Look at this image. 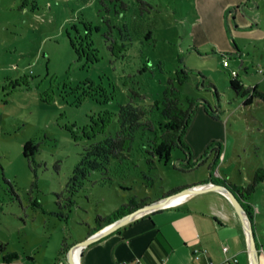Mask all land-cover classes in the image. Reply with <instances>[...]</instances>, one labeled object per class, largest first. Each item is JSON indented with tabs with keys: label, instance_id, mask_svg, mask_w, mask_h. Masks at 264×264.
Listing matches in <instances>:
<instances>
[{
	"label": "rangeland",
	"instance_id": "rangeland-1",
	"mask_svg": "<svg viewBox=\"0 0 264 264\" xmlns=\"http://www.w3.org/2000/svg\"><path fill=\"white\" fill-rule=\"evenodd\" d=\"M21 1L0 0V246L19 254L12 264H54L65 239L71 246L85 239L99 215H113L124 203L154 201L204 182L212 172L244 185L264 167V98L246 103L249 94L230 83L236 69L246 87L264 92V0H123L122 14L121 0H28L24 10ZM108 19L132 43L131 56L115 63L101 35ZM82 21L102 26L93 36L101 61L91 66L70 41ZM146 60L150 70L140 80L150 98L163 95L178 68L189 69L183 96L221 111L225 137L209 141L199 155L189 144L193 162L207 158L192 169L180 167L189 155L177 147L153 164L149 154L137 152L136 166L86 171L85 146L118 129L125 101L119 87H125L120 84L109 103L83 98L76 88L90 78L115 92L110 81ZM16 82L23 84L13 88ZM106 110L114 113L106 134L90 139L73 133ZM29 140L40 145L32 161L24 153ZM213 142L222 144L215 168V151L208 150ZM253 205L264 255V182Z\"/></svg>",
	"mask_w": 264,
	"mask_h": 264
},
{
	"label": "trees",
	"instance_id": "trees-1",
	"mask_svg": "<svg viewBox=\"0 0 264 264\" xmlns=\"http://www.w3.org/2000/svg\"><path fill=\"white\" fill-rule=\"evenodd\" d=\"M121 3L123 8L119 11L120 14L127 9V3L123 0H121ZM35 5V3L32 4L31 8L34 9ZM18 6L21 10L30 9L28 0H22ZM82 22L84 27H76L75 37L70 35V41L79 60L84 61L86 66H91L101 61L100 49L96 46L93 36L95 32H101L102 26L93 25L89 21ZM107 22L109 28L106 31H102L101 35L112 56L111 62L115 63L118 60L122 61V59L129 58L131 56L129 52L132 43L127 41V34L122 33L121 27L116 25L112 19H108ZM116 28L121 34L114 33ZM149 62L150 60L136 63L135 67L132 66L133 70L131 73L120 76V80L118 79L117 82L110 81L109 85L114 88L115 92L108 91L102 81L96 82L90 78L81 82L76 88V90H82V97L89 96L100 101V103H109L114 97L117 87L120 84L125 87V89H122L121 86L119 87L125 101L120 104L117 120L118 129L114 133L111 131L110 135L85 146L87 155L84 162L90 165L86 171L91 167L93 170L108 172L113 164L120 168L136 166L135 157L137 152L149 154L150 157L148 156L147 159L153 164L157 155L164 156L177 147L182 148L189 155L186 164L179 163L182 169H192L195 165L202 164L207 160L204 157L193 162L191 147L185 140V133L191 124L193 114L198 105L196 99L185 98L182 93L181 86L189 78V69L178 68L175 75L168 79L163 95L158 98H150L144 88L147 87V84H143V87L140 80L150 70ZM114 67L117 68L116 66ZM230 83L239 94H249L246 103H252L255 97L264 98V92L259 89L258 85L246 87L244 82L239 79V76L232 78ZM22 84L16 82L13 88ZM3 89L12 90V88L5 87ZM185 100L187 105L184 102ZM113 114L110 110L103 111L98 116L92 117L90 127L72 131L75 135L82 132L84 136L90 139L96 138L100 134H106L109 125L113 121ZM39 147V143L33 140L27 141L24 145L25 156L30 158L35 155ZM208 150L215 151L214 165H212L215 168L222 157V144L213 142ZM29 161H32V159L30 158ZM210 178L216 182L229 185L250 213L255 226L253 196L259 185L264 182V167H259L251 180L244 185L231 182L226 177H215L213 172ZM149 202L151 200L143 198L140 202L124 203L122 207L114 210L113 215H99V223L95 227H90L88 236ZM5 245L6 243H2V249H4ZM69 248L70 245L66 243L65 239L61 254L66 253ZM17 257L18 254H12L6 256L5 260L9 261Z\"/></svg>",
	"mask_w": 264,
	"mask_h": 264
},
{
	"label": "crops",
	"instance_id": "crops-1",
	"mask_svg": "<svg viewBox=\"0 0 264 264\" xmlns=\"http://www.w3.org/2000/svg\"><path fill=\"white\" fill-rule=\"evenodd\" d=\"M220 113L211 111L206 103L197 105L185 133L193 153L199 155L209 141L225 137L227 123ZM196 249L201 250L199 258L195 257ZM67 253L60 251L54 264H70ZM12 254L7 245L4 249L0 246V264H12L21 258L18 254L6 261L5 257ZM227 258L229 264H251L247 235L228 197L208 191L144 215L89 244L83 248L80 263L223 264Z\"/></svg>",
	"mask_w": 264,
	"mask_h": 264
},
{
	"label": "water",
	"instance_id": "water-1",
	"mask_svg": "<svg viewBox=\"0 0 264 264\" xmlns=\"http://www.w3.org/2000/svg\"><path fill=\"white\" fill-rule=\"evenodd\" d=\"M208 191L221 192L222 194L227 196L228 199L231 201V203L233 204L234 208L236 209L241 219L243 228L247 235L251 264H261V249L259 248L258 245V239L255 231L254 221L250 213L248 212V210L240 200L239 196L229 187V185L216 182L212 178L204 182L190 185L179 191H176L174 193L165 195L159 199L151 201L137 208L136 210L122 216L121 218L114 220L112 223L97 230L96 232L86 237L85 239L73 244L69 248L67 253L70 264H81L80 260L84 247L109 235L110 233L121 228L122 226L151 212H154L162 208L170 207L173 205H177L194 195L205 193ZM181 196H184V199L180 201H176V199ZM78 249L80 250V252L77 255Z\"/></svg>",
	"mask_w": 264,
	"mask_h": 264
},
{
	"label": "built area",
	"instance_id": "built-area-1",
	"mask_svg": "<svg viewBox=\"0 0 264 264\" xmlns=\"http://www.w3.org/2000/svg\"><path fill=\"white\" fill-rule=\"evenodd\" d=\"M224 63H225L226 66H229V64H230V62H229L228 59H225ZM261 72H263V69H261ZM232 74H233L234 77H238V76H239V72H238L236 69H233V70H232ZM217 173H218V172H217ZM224 249H225V250H228V247L226 246V247H224ZM200 253H201V250H200V249H196V250H195V257L199 258V257H200ZM235 260H237V259H235ZM229 263H230V259H229V258H227V259L223 262V264H229ZM210 264H214V262L211 261Z\"/></svg>",
	"mask_w": 264,
	"mask_h": 264
},
{
	"label": "bare ground",
	"instance_id": "bare-ground-1",
	"mask_svg": "<svg viewBox=\"0 0 264 264\" xmlns=\"http://www.w3.org/2000/svg\"><path fill=\"white\" fill-rule=\"evenodd\" d=\"M182 199H184V196H181V197L177 198L176 201H180V200H182ZM79 252H80V250L78 249V251H77V255L79 254Z\"/></svg>",
	"mask_w": 264,
	"mask_h": 264
}]
</instances>
